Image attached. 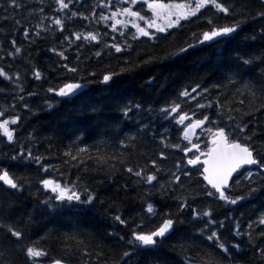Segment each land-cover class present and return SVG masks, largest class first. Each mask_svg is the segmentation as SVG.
<instances>
[{"label": "snow or ice", "instance_id": "snow-or-ice-1", "mask_svg": "<svg viewBox=\"0 0 264 264\" xmlns=\"http://www.w3.org/2000/svg\"><path fill=\"white\" fill-rule=\"evenodd\" d=\"M5 2L13 11L26 10L29 17L36 18L34 26L13 18L14 25L29 45L49 37L56 41L44 50L47 63L43 68L32 62L31 53L24 55V46L18 44L15 38L8 41L10 50L0 44V52H4V57L0 59L25 60L26 70L23 73L18 69L6 71L5 66H0V78L9 83L13 99L26 113L32 112L30 105L25 102L26 97L37 95L26 89L27 79L39 82L41 86L47 83L49 86L44 89L46 93L52 94L54 98L71 101L83 95V90L92 84L100 85L105 90L111 89L117 78L130 70L121 67L119 72L109 68L99 75L94 71L82 74V50L86 47L96 49L94 55L97 58L102 57L105 50H108L107 54L114 50L123 55L132 49L127 40L123 44L108 43L109 33L99 30L101 24L113 32L120 31L121 36L125 35L122 29L130 26L135 30L133 40L145 37L149 41L158 42L168 40L173 35L170 30H183L185 24L201 21L199 30L190 32L191 41L185 40L174 51L166 53L163 59L179 58L188 53L189 49L204 46L214 48L224 42H238L237 46L230 49L226 60L218 63L213 70L212 79L217 82L211 85V89L199 83L194 87L182 88L176 99L158 108H154L152 102L143 97L119 98L111 109L114 115H105L97 120L95 134L112 137L125 149L135 146L138 137L143 134L144 137L151 136L154 141L158 140L161 150L155 153V158L148 157L143 166H126L127 162L121 159L123 153L113 154L107 159L99 156L96 157L99 165L96 171L102 173L100 183L107 182L114 187L117 196L123 192L127 197L129 192H134L132 199L139 202L142 214L131 216L117 210L112 216L109 227L128 229L124 235L115 231L105 234L118 242L119 253L114 258V264H170L169 255L177 251V246L168 242L185 232L182 225L185 224L183 217L186 214L190 217L192 227L212 251L198 250L195 255L184 256L177 264H264V211L256 219L244 221L243 227L241 219L231 214L243 204H251L255 200H259L264 207V128L257 133L251 124L257 118V113L264 116V0H121L127 6L118 5L114 10L112 0H99L95 7H89L86 11L76 8L78 0H39L35 6L27 5L25 0ZM138 3L146 5L150 17L134 10L133 6ZM0 7H4V4H0ZM97 8L108 9L109 14L106 15L104 11L97 14ZM207 12H211V15L207 16ZM221 18L231 22L220 23ZM4 20L7 22L8 17H4ZM77 20L81 22L79 29L66 27ZM247 21L258 26L253 32L242 35L245 33L243 25ZM111 40L115 41V37H111ZM70 52L73 53L72 60ZM83 59L87 60L88 57ZM159 60L149 56L141 60L139 65L130 60H125V64L136 68ZM7 67L13 69L12 64ZM50 77L59 83H53ZM155 80L156 77L150 75L144 86L151 87ZM229 85L236 88L237 93L243 90L241 94L244 99L230 102L227 95H224L222 102V90ZM212 90H215L216 95L209 99L204 94L211 95ZM4 91L0 88V92ZM197 96L205 101L203 104L198 102L197 109H212L215 106L218 117L227 109L225 126H220L217 120H210L207 113L196 119L190 117L179 101L181 98L195 100ZM46 103L49 109H53L51 101ZM232 103H238L241 107L229 106ZM16 107L17 104L12 103L7 108H0V141L7 145H19L14 154L10 155V159L16 162L15 167H27L34 163L47 173L50 165L42 163L44 158L33 155L30 148L19 142L18 130L26 117L17 112ZM244 107L247 111H242ZM87 111L100 116L105 109L102 105L89 104ZM233 112L239 114V120L232 115ZM192 116H195L194 112ZM155 120L183 126L180 136L182 141L188 142L187 145L182 147L181 142L171 143L166 135L169 129L159 131ZM129 121L138 125L137 134L128 135L119 127L122 123L127 125ZM206 122L213 127L205 129ZM196 129L206 131L209 136L204 151H201L198 143L192 142ZM28 135L31 137L33 134ZM76 142L83 143L84 136L77 135L73 143ZM100 143L107 144L108 141L102 139ZM167 149H178L185 154L184 167L177 161L171 168H165ZM193 149L195 152L189 157L187 154ZM86 152L85 144L84 147H77L76 155L72 154L71 148L65 155L83 165L80 154ZM89 159L92 157L89 156ZM110 160H119L120 167L109 163ZM118 173L126 176L125 183L117 182ZM238 177H242V180ZM37 184V192L31 195L35 196L38 205L36 210L42 214L75 215L96 212L97 206L105 207L100 194L79 176L67 183L43 178ZM30 188L31 183L26 177L16 175L9 167L0 166V264H39L41 258H48L49 264H71L73 252L67 243L62 256L51 258L46 249L38 247L35 242H29L26 229L33 217L28 214L20 218L18 213L23 209L12 198L23 196ZM41 192L43 199H40ZM168 201L173 202L174 208ZM203 201L208 203L200 207ZM218 208L225 210L222 219L218 216ZM13 214H17L16 219L12 218ZM143 216L158 219L159 222L145 231ZM240 216L243 217L244 213ZM67 239L74 240L75 236ZM79 244H83V240ZM96 257L102 261L103 251L97 253ZM205 257L208 259L205 260Z\"/></svg>", "mask_w": 264, "mask_h": 264}, {"label": "trees", "instance_id": "trees-1", "mask_svg": "<svg viewBox=\"0 0 264 264\" xmlns=\"http://www.w3.org/2000/svg\"><path fill=\"white\" fill-rule=\"evenodd\" d=\"M165 2H168V0H165ZM173 2H179V0H173ZM25 3L29 6H35L39 3V0H25ZM98 3L99 0H78L76 8L86 11L89 7H95ZM112 3L113 10L115 6H121L120 0H112ZM0 4H4V7H0V44L3 45L4 49L10 50L8 41L11 38H15L18 44L24 46V55L27 56L28 53H31L32 62L43 68L47 63V55L44 50L56 41L49 37L48 39H38L34 44L29 45L22 36L21 31H18L17 26L14 25L13 18L21 20L22 23L27 21L32 26L36 24V18L29 17L26 10L13 11L8 7L5 0H0ZM133 8L134 10L141 11L142 15L151 16L146 5L142 6L138 3ZM96 11L97 14L100 11H104L106 15L109 14L108 9L97 8ZM206 15L210 16L211 12H207ZM6 16L8 17L7 22L4 20ZM219 22L230 23L231 21L221 18ZM200 24L201 21H196L194 24H185L183 30H170L173 32V35L168 40H160L158 42L149 41L145 37L133 40L132 36L135 30L131 29L130 26L122 29L125 35L121 36L120 31L113 32L110 28H106L101 24L99 30L109 33L108 43L117 42L123 44L127 40L132 45V49L130 52L125 51L123 55L115 53L114 50L111 51V54H107L108 50H105V54L97 58L94 55L96 49L86 47L82 50V74L85 71H94L99 75L102 71L109 68L117 72L120 71L121 67H127L130 70L119 76L111 89L105 90L100 85L92 84L88 89L83 90V95H78L71 101L54 98L52 94L46 93L44 89L49 86L47 83L41 86L39 82L27 79L25 81L26 89L37 93L35 96L26 97L25 102L30 105L32 109L31 113H26L20 108L19 103L13 99L11 86L3 78H0V88L5 89L4 92H0V108H7L9 104L16 103V111L26 117L23 120L21 129L18 130L19 142L26 148H30L33 155L42 156L44 158L42 160L43 164L50 165L47 173L41 171L39 166L34 163L27 167H15L16 162L10 159V155L14 154V150L19 145H7L6 142L0 141V166L9 167L11 172L18 176L26 177L31 183L30 190H26L23 196L12 198L23 209V211L18 213L20 218H24L28 214H31L33 217L32 222L28 224L26 229L28 240L29 242H35L38 247L46 249L49 257L56 258L62 256L64 254V245L67 243L70 245L69 250L73 252L71 264H114V258L119 253L118 242L108 238L105 234L115 231L120 235H124L128 229L109 227L108 225L112 223V216L117 210L122 214L131 216L142 214L140 213L139 202L132 199L135 196L134 192H129L127 197L123 192L117 196L114 187H111L107 182L100 183L102 173L96 171L99 167L96 157L104 156L107 159L113 154L118 155L119 153H123L121 159L127 162L126 166H135L137 164L143 166L146 164L148 157L155 158V153L161 149L158 146V140L154 141L151 136L144 137L143 134L138 137L135 146L127 149L121 148L112 137H102L95 134L96 122L105 115H114L111 109L114 103L121 97H143L150 100L154 108H158L159 106H163L167 101L176 99L182 88L194 87L199 83L202 87H209L211 89V85L217 82L215 79H212L213 70L218 63L226 60L230 49L237 46L238 42H224L214 46V48L204 46L202 48L189 49L188 53L179 58L163 59L166 53L174 51L175 47L183 44L185 40L191 41L190 32L198 31ZM243 26L245 33H242V35H245L253 32L258 25L247 21ZM66 27L79 29L81 22L77 20ZM111 37H115V41L111 40ZM72 56L73 53L70 52V60H72ZM149 56L160 58V60L159 62L136 68H132L130 64H125V60H130L139 65L141 60L147 59ZM0 57H4V52H0ZM84 57H88V59L84 60ZM72 62L75 63L74 60ZM9 64L13 65V69L7 67ZM0 66H5L6 71L18 69L23 73L26 70L25 60L20 58L15 61L11 58L0 59ZM150 75L156 77L155 83L151 87H145V81ZM50 79H52L53 83H59V81L52 77ZM241 93H237L236 88L229 85L227 89L222 90L220 98L223 102L224 95H227L228 101L236 102L244 99V95ZM204 95L208 96L209 99H213L216 92L212 90L211 95ZM48 101H51L54 105L53 109L47 107L46 102ZM179 102L182 103L184 110L189 112L192 119L200 118L203 113H207L210 120H217L220 122V126H225L226 108L224 109V114L218 117L215 106L212 109L196 108L198 102L201 104L205 103L200 96H197L195 100H184L181 98ZM89 104L102 105L105 109L104 113H101L100 116L91 114L87 111ZM229 106L241 107L238 103H232ZM242 111H247V108H242ZM193 112L195 116H192ZM232 115L236 116L237 120H239V114L233 112ZM256 117V119L251 121V124L255 128V131L259 133L261 128H264V116L257 113ZM154 123L159 131H163V128L169 129L166 135L170 138L171 143L181 142L182 147L187 145L188 142L182 141L180 136L183 126L177 125L175 122L168 123L162 120H155ZM187 123L188 121L185 122V124ZM137 126L134 121L127 122V125L123 123L119 125L128 135L137 134ZM208 127H213V125L206 122L205 129ZM28 133H32L33 135L30 137ZM77 135L84 136L83 143H73ZM201 136L203 137L199 143L204 151L209 136L206 131H202ZM120 138L123 139V136ZM102 139H106L108 143H100ZM85 144L87 145V152L80 154V158L84 161L83 165L65 155L69 148H71L72 154L76 155L77 147H84ZM97 148L99 151H97ZM166 151L168 153V160L165 163L166 169L171 168L173 163L177 161L181 162V167H184L186 157L183 152L178 149H167ZM89 156L92 159H89ZM109 163H115L117 168L120 167L119 160H110ZM85 166L87 167V172L85 171ZM78 176L84 183L94 188L100 194V198L105 201V207L101 208L97 206L96 212L65 216L42 214L36 210L38 205L35 196L31 194L37 192V182L40 179L50 178L61 183H67L70 180H75ZM238 178L242 180V177ZM126 179V176L117 174L116 180L119 184L125 183ZM128 182L131 183V181ZM39 195L40 199L44 198L42 192ZM206 203L208 202L203 201L199 206L203 207ZM113 204L115 206L110 207ZM168 204L174 208L172 201H168ZM214 207L216 206L214 205ZM262 211H264V207L261 206V202L255 200L251 204H243V206L239 207L237 211L231 212V214L241 219L243 227L244 221L256 219ZM224 213L225 210L223 208H218L219 218L222 219ZM241 213H244L243 217L240 216ZM12 218L16 219L17 214H13ZM183 219L185 220V224L182 225V228L185 229V232L181 233L180 237L168 242L171 245L177 246V251L171 252L169 255L170 264H177V261L182 260L184 256L195 255L198 250H201V252L212 251L208 247V243L192 227L190 217L186 214ZM158 222V219L143 216V230H150ZM70 236H75V239H67ZM185 236L191 238H184ZM258 239L259 237H257V241ZM81 240H83V244H79ZM98 245L99 247H97ZM101 251H103V260L98 261L96 254ZM207 259L208 257H205V260ZM40 263H49V260L48 258H41Z\"/></svg>", "mask_w": 264, "mask_h": 264}, {"label": "water", "instance_id": "water-1", "mask_svg": "<svg viewBox=\"0 0 264 264\" xmlns=\"http://www.w3.org/2000/svg\"><path fill=\"white\" fill-rule=\"evenodd\" d=\"M200 130H201V129H196V130H195V135H193L192 140H194V139L196 138V136H197V134H198V132H199ZM192 152H195V149H193ZM192 152H189L188 154H190V153H192ZM188 154H187V155H188ZM202 159H203V157H202Z\"/></svg>", "mask_w": 264, "mask_h": 264}, {"label": "rangeland", "instance_id": "rangeland-1", "mask_svg": "<svg viewBox=\"0 0 264 264\" xmlns=\"http://www.w3.org/2000/svg\"><path fill=\"white\" fill-rule=\"evenodd\" d=\"M120 4H121V6H127L126 4H122L121 3V0H120ZM127 17H121V19H126ZM201 137H203V136H201Z\"/></svg>", "mask_w": 264, "mask_h": 264}]
</instances>
